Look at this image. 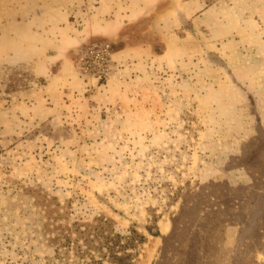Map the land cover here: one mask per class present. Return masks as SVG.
Returning <instances> with one entry per match:
<instances>
[{
	"label": "rangeland",
	"instance_id": "obj_1",
	"mask_svg": "<svg viewBox=\"0 0 264 264\" xmlns=\"http://www.w3.org/2000/svg\"><path fill=\"white\" fill-rule=\"evenodd\" d=\"M131 231L264 264V0H0V264Z\"/></svg>",
	"mask_w": 264,
	"mask_h": 264
},
{
	"label": "trees",
	"instance_id": "obj_2",
	"mask_svg": "<svg viewBox=\"0 0 264 264\" xmlns=\"http://www.w3.org/2000/svg\"><path fill=\"white\" fill-rule=\"evenodd\" d=\"M153 236H158V233ZM162 239L164 247L166 238ZM121 240L124 243H121ZM144 240V236L138 235L135 231H131V234L126 237L112 233L108 235L97 233L92 237L90 234L86 235L81 243L76 242L73 247L74 255L78 259L76 264H132L133 257L131 253H128V247H133L134 242L143 243ZM94 253L97 254L99 260L96 259Z\"/></svg>",
	"mask_w": 264,
	"mask_h": 264
}]
</instances>
